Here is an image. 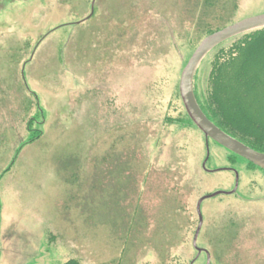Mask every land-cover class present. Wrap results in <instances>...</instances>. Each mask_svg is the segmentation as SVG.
<instances>
[{
  "label": "rangeland",
  "instance_id": "374dc122",
  "mask_svg": "<svg viewBox=\"0 0 264 264\" xmlns=\"http://www.w3.org/2000/svg\"><path fill=\"white\" fill-rule=\"evenodd\" d=\"M263 13L264 0H0V264H206L196 204L216 192L197 247L210 264H264V171L212 142L204 171L178 94L209 30ZM230 42L197 67L201 102ZM235 88L228 104L264 125V93L246 108Z\"/></svg>",
  "mask_w": 264,
  "mask_h": 264
},
{
  "label": "trees",
  "instance_id": "16d2710c",
  "mask_svg": "<svg viewBox=\"0 0 264 264\" xmlns=\"http://www.w3.org/2000/svg\"><path fill=\"white\" fill-rule=\"evenodd\" d=\"M221 28L222 26L216 31ZM216 31L209 30L207 34L210 35ZM229 41H231L230 45L219 49L212 61L205 102H201L194 91L195 97L203 113L219 129L251 149L264 154V125L254 123L248 114L241 113V104H235V108L228 104V91L233 87H236V91L239 90L240 94L243 95L242 98H239V102H242V105L244 104L243 106H245L251 96L250 94H255V92L264 93V83L260 78L261 73L264 74V66L260 67L259 70L261 72L252 70L253 67L257 68V66L253 65V61L255 59L259 60L264 52V28L235 36L222 44ZM185 115L187 121L193 125L186 112ZM209 142L212 141L209 140ZM230 154L233 158H239L232 153ZM246 163L251 168L264 171L249 162ZM64 264L81 263L76 259H70Z\"/></svg>",
  "mask_w": 264,
  "mask_h": 264
},
{
  "label": "water",
  "instance_id": "95a60500",
  "mask_svg": "<svg viewBox=\"0 0 264 264\" xmlns=\"http://www.w3.org/2000/svg\"><path fill=\"white\" fill-rule=\"evenodd\" d=\"M260 28H264V13L242 19L206 36L195 49L180 74L178 91L184 110L190 121L205 138L206 158L202 164V168L206 172H211L205 168V164L209 158V140L224 148L228 152L264 170V154L251 149L213 124L201 110L195 97L193 86L194 75L198 65L212 49L235 36ZM234 174L235 186L232 191L225 192L226 194H234L237 190L239 177L237 172L234 171ZM222 193L223 192H216L204 196L200 198L196 204L198 225L193 236L192 246L197 251V256L201 253L206 255V264H210V254L206 250L198 248L196 244L203 221L200 207L205 199L221 195Z\"/></svg>",
  "mask_w": 264,
  "mask_h": 264
},
{
  "label": "flooded vegetation",
  "instance_id": "af4514ba",
  "mask_svg": "<svg viewBox=\"0 0 264 264\" xmlns=\"http://www.w3.org/2000/svg\"><path fill=\"white\" fill-rule=\"evenodd\" d=\"M243 160V159H242ZM245 161V160H244ZM246 162V161H245Z\"/></svg>",
  "mask_w": 264,
  "mask_h": 264
}]
</instances>
